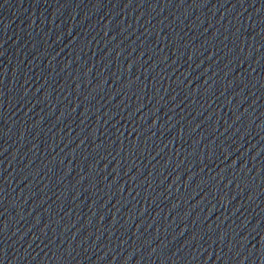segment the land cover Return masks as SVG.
<instances>
[{
  "label": "water",
  "instance_id": "water-1",
  "mask_svg": "<svg viewBox=\"0 0 264 264\" xmlns=\"http://www.w3.org/2000/svg\"><path fill=\"white\" fill-rule=\"evenodd\" d=\"M0 264H264V0H0Z\"/></svg>",
  "mask_w": 264,
  "mask_h": 264
}]
</instances>
